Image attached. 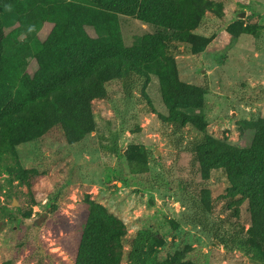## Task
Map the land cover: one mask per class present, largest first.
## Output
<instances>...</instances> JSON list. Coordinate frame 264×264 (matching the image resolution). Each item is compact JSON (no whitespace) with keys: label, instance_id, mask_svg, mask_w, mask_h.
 <instances>
[{"label":"rangeland","instance_id":"374dc122","mask_svg":"<svg viewBox=\"0 0 264 264\" xmlns=\"http://www.w3.org/2000/svg\"><path fill=\"white\" fill-rule=\"evenodd\" d=\"M210 1L213 10L193 31L207 42L200 53L176 42L168 49L178 78L207 89L200 103L205 133L243 148L264 122V0ZM241 13L245 16L239 19ZM118 17L126 46L139 45L144 35L167 33L148 25L141 30L137 20ZM50 28L45 24L44 33ZM22 79L39 81L34 61ZM6 80L1 73L0 92ZM107 91L113 102L93 101L95 128L80 143L66 144L61 128L55 127L38 140L16 146L25 179L10 178L8 171L16 167L8 160L10 166H0V207L29 213L19 219L0 211V264H75L93 205L125 226L122 264H261L231 243L238 235L251 239L250 212L243 199L228 195L222 170L210 171L205 182L211 197L209 231L190 222L192 211L179 200L175 184L184 181L191 189L203 183L192 174L188 153L200 133L188 124L175 136L162 134L167 111L157 78L151 76L134 92L127 114L120 93ZM128 148L133 159L148 164L149 187L129 176ZM136 238L142 255L133 253L128 261ZM223 238L226 245L219 242Z\"/></svg>","mask_w":264,"mask_h":264},{"label":"trees","instance_id":"16d2710c","mask_svg":"<svg viewBox=\"0 0 264 264\" xmlns=\"http://www.w3.org/2000/svg\"><path fill=\"white\" fill-rule=\"evenodd\" d=\"M211 10L210 0H0V74L7 76L0 92V166H10L5 164L8 160L16 167L8 171L10 178L25 179L17 145L38 140L55 127L61 128L66 144H78L94 131V100L112 103L107 89L114 88L127 114L134 105V92L155 76L167 111L162 134L175 136L188 124L200 133L188 153L189 168L203 183L191 189L184 181L175 184L179 200L192 211L190 222L209 231L211 197L205 182L210 171L222 170L230 186L228 195L243 199L250 212L251 239L238 235L231 243L248 259L264 264V122L243 148L205 133L200 103L207 89L178 78L168 49L176 42L199 54L207 42L193 31ZM119 15L167 33L144 35L139 45L126 46ZM45 24L51 25L48 34ZM32 61L39 73L37 83L22 79ZM126 154L129 176L149 187L148 164L133 159L129 148ZM2 210L7 218L29 216L18 207ZM125 235L121 220L93 205L75 264H122ZM130 245L128 261L133 253L143 252L139 238Z\"/></svg>","mask_w":264,"mask_h":264},{"label":"crops","instance_id":"0c3cea01","mask_svg":"<svg viewBox=\"0 0 264 264\" xmlns=\"http://www.w3.org/2000/svg\"><path fill=\"white\" fill-rule=\"evenodd\" d=\"M127 18H128V17H127ZM119 20H120V19H119ZM136 23L140 26V29H141V30H144V28H146L145 25L140 24L138 21H136Z\"/></svg>","mask_w":264,"mask_h":264},{"label":"water","instance_id":"95a60500","mask_svg":"<svg viewBox=\"0 0 264 264\" xmlns=\"http://www.w3.org/2000/svg\"><path fill=\"white\" fill-rule=\"evenodd\" d=\"M244 16H245V14L241 13L240 15H238V18L241 19V18H244ZM14 204H16V203L14 202Z\"/></svg>","mask_w":264,"mask_h":264}]
</instances>
